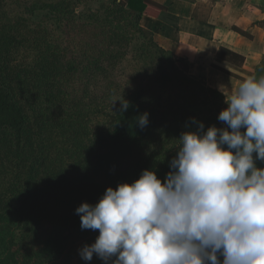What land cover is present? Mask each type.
Wrapping results in <instances>:
<instances>
[{"label":"trees","instance_id":"16d2710c","mask_svg":"<svg viewBox=\"0 0 264 264\" xmlns=\"http://www.w3.org/2000/svg\"><path fill=\"white\" fill-rule=\"evenodd\" d=\"M158 8L0 0V264H105L81 258L99 230H82L76 209L145 169L163 179L181 134L197 128L193 118L205 130L225 127V94L141 25ZM219 68L242 80L257 72Z\"/></svg>","mask_w":264,"mask_h":264},{"label":"clouds","instance_id":"9594fccd","mask_svg":"<svg viewBox=\"0 0 264 264\" xmlns=\"http://www.w3.org/2000/svg\"><path fill=\"white\" fill-rule=\"evenodd\" d=\"M226 103L218 115L225 127L205 130L193 118L197 128L181 134L163 179L145 169L76 209L82 230H99L79 250L83 260L264 264V168L256 163L264 161V76L242 81ZM138 124L147 126L148 113Z\"/></svg>","mask_w":264,"mask_h":264},{"label":"crops","instance_id":"0c3cea01","mask_svg":"<svg viewBox=\"0 0 264 264\" xmlns=\"http://www.w3.org/2000/svg\"><path fill=\"white\" fill-rule=\"evenodd\" d=\"M151 1L162 15L144 13L141 25L227 98L244 80L219 67L247 77L241 70L254 73L264 61V0Z\"/></svg>","mask_w":264,"mask_h":264},{"label":"rangeland","instance_id":"374dc122","mask_svg":"<svg viewBox=\"0 0 264 264\" xmlns=\"http://www.w3.org/2000/svg\"><path fill=\"white\" fill-rule=\"evenodd\" d=\"M257 72H256V74H255V77H257V78H259V77H261V76H264V61L261 63V65L259 66V69L258 70H256ZM70 105H68L67 107H66V109L68 108V107H71L72 108V102L70 101V103H69Z\"/></svg>","mask_w":264,"mask_h":264}]
</instances>
